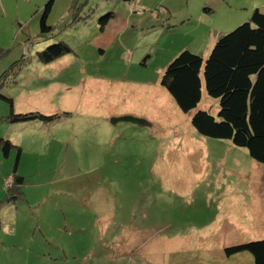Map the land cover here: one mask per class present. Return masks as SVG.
Returning <instances> with one entry per match:
<instances>
[{
    "label": "rangeland",
    "instance_id": "1",
    "mask_svg": "<svg viewBox=\"0 0 264 264\" xmlns=\"http://www.w3.org/2000/svg\"><path fill=\"white\" fill-rule=\"evenodd\" d=\"M48 1L0 0V140L22 148L26 194L11 224L1 218V240H35L49 264H254L250 252L225 248L264 239V163L229 139L199 134L194 111L184 113L160 81L174 51L207 57L221 33L264 12V0H89L90 22L47 45L40 17ZM69 1L53 0L49 23ZM145 2L170 3L176 25L167 28V13L154 11L160 4L144 10ZM109 12L113 23L101 29ZM61 40L74 41L70 52L38 58ZM11 102L15 113L61 118L10 122ZM217 108L204 86L197 109ZM125 115L151 125L111 122ZM16 157L0 151V201Z\"/></svg>",
    "mask_w": 264,
    "mask_h": 264
},
{
    "label": "trees",
    "instance_id": "2",
    "mask_svg": "<svg viewBox=\"0 0 264 264\" xmlns=\"http://www.w3.org/2000/svg\"><path fill=\"white\" fill-rule=\"evenodd\" d=\"M53 4V0H49L42 9L41 37H48L54 32V26L48 22ZM77 5L78 0H75L72 9L76 11ZM162 7L155 8L156 14L163 11L168 15L169 10ZM111 14L103 15L100 22L104 25L112 17ZM175 25L168 24L167 28L171 29ZM68 52L70 46L59 41L39 51L38 58L51 62ZM160 84L184 113L194 111L191 123L199 134L229 139L235 145L248 149L254 160L264 163V12L260 8L253 10L248 21L230 32L221 33L207 57L188 49L178 53L167 65ZM204 86L208 95L217 99L218 108L215 112L197 109L204 96ZM11 107L7 119L14 123L33 120L53 122L61 118L58 113H15L12 102ZM0 149L6 157L13 149L17 151L11 183H6V196L0 202L5 204L23 198L26 200L22 188L25 177L17 173L21 146L1 138ZM245 251L253 255L254 264H264V239L225 248L227 256Z\"/></svg>",
    "mask_w": 264,
    "mask_h": 264
},
{
    "label": "crops",
    "instance_id": "3",
    "mask_svg": "<svg viewBox=\"0 0 264 264\" xmlns=\"http://www.w3.org/2000/svg\"><path fill=\"white\" fill-rule=\"evenodd\" d=\"M74 1L75 0H70L69 5H68V9L64 12V14L61 17H59V19H57V21H55V23L54 22L50 23V25L54 26L55 29H54L53 35H51L49 37H45V39L43 40V41H45V43H47V45L52 43V42L50 43L49 40L54 38V36L57 35L58 32L68 31L69 29L70 30L76 29V31H78L80 24L81 25H83V23L88 24L90 22V20L92 19L93 15L91 16V12L86 13V14H84L82 12V9H84L86 7L89 0H79L78 5L76 7L77 9L74 12L75 16L74 15H73V17L71 16L72 18L70 19V21L65 22L64 20H66L68 18V15H70L69 12H72V8H73L72 6L74 4ZM127 2L129 4H131L133 2V0H127ZM201 2H206V1L202 0ZM157 3H155V4H157ZM155 4L145 2L143 4L139 3V6H142L143 8L146 7V9H144V10H147L150 7L154 8V6H156ZM158 4L161 5L162 3L159 2ZM164 6L169 10V13L171 14V12H170L172 9L171 4L165 3ZM78 9H80V12H82L80 14L79 19H78ZM150 10H152V9H150ZM103 12H104V10L102 12H100L99 15L102 14ZM169 13H168V19L169 20H168L167 24H172V25L176 24V18H173ZM96 16L99 17L98 15H96ZM144 16L146 17L147 15H143V16H141V18ZM113 18L108 19V21L106 23H104V25L101 26V29H104V27L107 26L110 21H112V23H113ZM189 18L190 17H188L187 20H190ZM142 19H139V20H142ZM130 20H131L130 26H128V28L130 27L129 29H131V24L133 22L132 19H130ZM234 20H232V22H231L232 26L237 22V21L234 22ZM64 22H65V24H63ZM124 22H126V20H122L121 23L117 24V27H120L121 30L126 29V31H127V26H126L127 24L124 25ZM162 24L164 26L165 21H163ZM84 31L89 32L90 29L84 30ZM61 41H63V40H61ZM65 41H63V42L67 43L68 45L70 43L74 42V41H69V40H65ZM179 50H181V48L178 49V51H176V52L174 51V53H173L174 56L172 55L173 56L172 59L179 53ZM208 52L209 51H207V54H208ZM16 144H18V143H16ZM1 191L4 192L3 188H1V181H0V192ZM255 207L257 208V204H255ZM18 210H19V206L17 205V202H6L5 203V211H4L3 215L2 214L0 215L1 227H2L1 218L3 219V221L5 223L11 224L10 222L13 220V217H15V218L18 217ZM227 217H228L227 219L233 218L232 214H228ZM0 232H1V228H0ZM1 238H0V264H46L45 259H48V261H47L48 264L50 263L51 258L46 256L43 252H41L39 247L35 246V240H22V241L21 240H1ZM26 241H27V243H26ZM18 247H20L22 249V252H20L17 249ZM60 253H61V251H60Z\"/></svg>",
    "mask_w": 264,
    "mask_h": 264
},
{
    "label": "water",
    "instance_id": "4",
    "mask_svg": "<svg viewBox=\"0 0 264 264\" xmlns=\"http://www.w3.org/2000/svg\"><path fill=\"white\" fill-rule=\"evenodd\" d=\"M120 121H125V122H131V123H135L141 126H149L151 125L147 120H144L142 118H138L135 116H131V115H125V116H120V117H112L111 118V122L113 124H117Z\"/></svg>",
    "mask_w": 264,
    "mask_h": 264
}]
</instances>
